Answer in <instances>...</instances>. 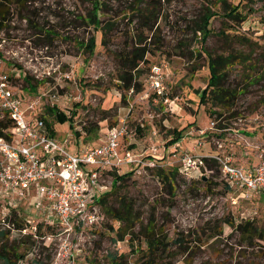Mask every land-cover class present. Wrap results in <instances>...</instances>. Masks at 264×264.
<instances>
[{
	"label": "rangeland",
	"instance_id": "obj_1",
	"mask_svg": "<svg viewBox=\"0 0 264 264\" xmlns=\"http://www.w3.org/2000/svg\"><path fill=\"white\" fill-rule=\"evenodd\" d=\"M135 1L11 3L9 21L0 30V72L28 78L34 87L29 88L19 78L12 80L14 91L26 100L38 101L34 114L45 115L52 123L53 137L70 153L96 145L111 123L117 125L120 118H125L132 135L126 142L133 143L136 152L145 153L150 147L161 151L165 147L168 153L174 145L176 152H218L238 163L252 162L259 154L264 156V79L248 85L236 101L237 113L224 122L227 126L223 130H217L216 122L230 112L217 119L210 114L209 104L199 100L209 78L208 61L206 53L196 55L200 34L194 35L191 30L192 21L199 19L208 6L216 13L210 19L211 34L204 42L209 52L226 49V40L234 35H247L258 43L253 58H261L264 0H228L241 2L240 9L247 14L242 22L224 17L217 0H142V6L155 2L159 8L155 27L161 49L145 54L147 61L140 64L142 73L124 88L118 53L129 51L137 41V20L129 11ZM92 18L100 23L93 25ZM144 35L148 42L151 32L144 29ZM91 37L95 43L92 53L86 48ZM182 39L186 47H178ZM230 45L239 46L235 39ZM154 66L160 67L162 94H156L150 86ZM241 70L236 65L230 71L232 84L241 82ZM21 106L26 107L24 102ZM46 106L63 111L64 119L54 120ZM211 122L213 129H209ZM138 125L142 127L140 135L134 136L132 131ZM173 129L179 136L168 144ZM201 129L206 130L207 138L199 135ZM217 141L222 143L221 148ZM164 159L167 161V157ZM163 160L158 159L159 163ZM130 168L124 164L121 169ZM152 169L144 167L141 173H132L119 188L120 193L133 199L141 213L140 220L125 230L121 239L110 230L112 221L105 216L92 231L70 235L61 232L53 217L36 213L38 196L34 186L20 205L0 199V264L6 257L15 264H109L107 256L113 254L123 257L119 259L122 264H137L143 255L140 246H145L143 235L148 232L151 237L166 236V241L173 242L169 248L178 251L173 264H264V192L242 198L239 191L227 186L217 164L207 170H184L176 163L164 166L167 171H176L171 183L161 182ZM111 186L112 182L104 192ZM109 203L116 204L115 196L109 197ZM153 210L151 230L148 222ZM38 221H49L53 229L43 224L37 234L31 226ZM131 231L136 250L131 249L128 240ZM177 237L183 241L174 242ZM168 253L167 249L165 261L170 259Z\"/></svg>",
	"mask_w": 264,
	"mask_h": 264
},
{
	"label": "built area",
	"instance_id": "obj_2",
	"mask_svg": "<svg viewBox=\"0 0 264 264\" xmlns=\"http://www.w3.org/2000/svg\"><path fill=\"white\" fill-rule=\"evenodd\" d=\"M151 72L150 86L156 94H162L160 67H152ZM12 80L6 72H0V108L13 122L9 137L0 136V199L20 205L34 186L38 196L36 213L44 218L53 217L55 225L66 235L92 231L100 224L104 214L97 199L110 187V171L120 172L124 164L131 166L128 170L131 173H141L144 167L163 168L175 163L181 169L194 170L200 168L202 157H208L218 165L227 186L239 191L242 197L264 192L262 154L256 162L246 165L218 152H176L174 145L168 153L165 147L161 151L150 147L145 153L136 152L130 147L132 143L126 142L132 135L125 118L107 127L97 145L70 153L34 114L38 101L18 95ZM23 102L25 108L21 106ZM213 124L209 129H213ZM199 135L206 138V130H199ZM216 143L218 148L222 147L220 141ZM197 145L202 142L197 141ZM158 159H164L163 163ZM31 227L35 231V225Z\"/></svg>",
	"mask_w": 264,
	"mask_h": 264
},
{
	"label": "trees",
	"instance_id": "obj_3",
	"mask_svg": "<svg viewBox=\"0 0 264 264\" xmlns=\"http://www.w3.org/2000/svg\"><path fill=\"white\" fill-rule=\"evenodd\" d=\"M159 1L160 0H157V2ZM217 1L221 5L220 7L224 17L239 22H242L247 18V14L244 13L245 11L240 9L241 2L233 4L228 0ZM14 2L17 3L18 0H0V30L4 28L9 21L10 4ZM141 2L142 0H136L129 8V11H131L133 14L132 16H135L138 24L136 26L137 33L134 35L137 40L135 46H133L129 51H121L118 53L122 61L123 72L120 75V79L123 82L122 86H124V88H129L131 86L132 79H136L142 73L143 68H140V64L147 61L145 54L161 49V37L158 33V28H156L157 19L159 16V8H157L155 2H153L151 6H142ZM249 10H251V8H249ZM215 14L216 13L207 6L200 18L192 21L191 30L194 35L197 33L200 34L197 41L199 42V47L196 51V55L200 56L202 52L206 53L205 56L208 61L209 78L205 87L202 89V91H200L199 100L202 104H209L208 109L210 114L216 115L217 119H219L223 113L230 112L228 116H225L223 119L216 122L215 128L217 130H223L225 126H227L224 122L237 113L235 111V105L239 95L246 90L248 85L258 83L264 79V53L260 54L261 58H253V53L256 50L254 47L258 44L257 41L250 39L247 35H234L235 37L227 39V36L222 30H220L219 33L226 37V41L228 42L227 48L218 53L209 52L206 47H204V42L211 34L212 29L209 27V24L210 19ZM91 23L93 25H98L100 22L97 18H92ZM99 27L98 29L101 28ZM144 29L151 32L148 42L146 41L148 37H145L144 35ZM101 32L104 33L103 31ZM261 37L262 42L264 43V33H262ZM233 39L238 42L239 46L230 45ZM94 45V39L91 37L89 39V43L86 45V48L90 53L93 52ZM180 46L186 47L187 43L182 39V41H179L178 43V47ZM192 52L193 51H190V53ZM236 65H239L242 68L240 72L241 82L232 84L229 81L230 71ZM7 74L13 80L23 78L29 88L34 87L28 81V78L25 75L22 76L18 73ZM133 85H135L136 89L138 90L139 83L135 81V84ZM45 108L48 115H53L54 120L62 121L64 119L65 113L59 109H55V106H46ZM39 117L44 121L49 133L53 135L52 123L46 119L44 114H41ZM113 124L115 123H111L110 126ZM12 126V120L0 108V136L8 138ZM141 129L142 127L139 125L135 127V130L132 131L134 136L140 135ZM171 135L172 136L168 144H173L178 138L179 133H177V129H173L171 131ZM132 146L133 143L130 145V147ZM250 164H252V162H250L248 165ZM210 165H216V162L213 159H209L208 157H202V163H200L199 166L200 169L205 170L206 167ZM152 170L163 183L165 181H169L171 183V180L176 173L175 170L167 171L163 168H153ZM110 174L112 175L110 176L113 177L112 186L109 190L103 192L100 195V197L97 199V203L104 216L111 219L112 221V223L109 225L110 230H113L116 233V236H118L117 238L121 239L124 235V231L128 230L133 224H135V222L140 220L141 213L137 211L135 202L131 197L119 192L120 186L123 184L126 178L131 176L132 173L130 171L122 170L117 172L116 170H113L110 171ZM111 195L115 196L116 204L109 203V197ZM254 195L255 194H251V196ZM154 214L155 211L153 210L149 216L148 224H152L151 230L154 229ZM121 223L122 225H120ZM43 224L46 225V229H53L51 223H42V221H38L34 224L36 227L35 232H37V234H40ZM143 236L145 237V246H140V251L143 255L139 257L137 264H173L172 259L178 252L169 248L170 244L173 242L166 241L164 239L166 236L164 238L159 237V235H157V237H151L149 232L144 233ZM134 239V233L131 231L128 240L130 241L129 243L132 250H136L133 244ZM177 241L178 243H181L183 239H178L177 237L174 242ZM167 249L170 250V253H168L170 259L165 261L163 255ZM107 258H109V264H122L119 261V259H123L122 256H116L113 254L112 256H107ZM3 262L4 264H15L7 257L3 259Z\"/></svg>",
	"mask_w": 264,
	"mask_h": 264
},
{
	"label": "crops",
	"instance_id": "obj_4",
	"mask_svg": "<svg viewBox=\"0 0 264 264\" xmlns=\"http://www.w3.org/2000/svg\"><path fill=\"white\" fill-rule=\"evenodd\" d=\"M24 104H25V106H26V103H24ZM22 108H23V106H22ZM24 108H25V107H24ZM98 143H100V141H98L97 144H98ZM97 144H96V145H97ZM257 160H258V158L253 159L252 164H253L254 162H256ZM249 163H250V162H248V161H246V162L243 161V164L248 165ZM21 203H22V202H21ZM21 203H20V204H21Z\"/></svg>",
	"mask_w": 264,
	"mask_h": 264
}]
</instances>
